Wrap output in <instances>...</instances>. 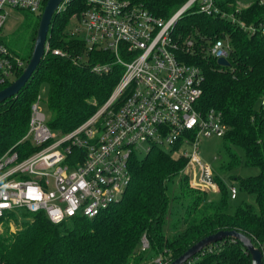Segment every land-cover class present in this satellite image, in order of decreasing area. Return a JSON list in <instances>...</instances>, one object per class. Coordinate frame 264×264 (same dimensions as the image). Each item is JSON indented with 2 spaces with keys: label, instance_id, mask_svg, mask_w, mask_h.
Instances as JSON below:
<instances>
[{
  "label": "trees",
  "instance_id": "obj_1",
  "mask_svg": "<svg viewBox=\"0 0 264 264\" xmlns=\"http://www.w3.org/2000/svg\"><path fill=\"white\" fill-rule=\"evenodd\" d=\"M158 17L168 18L189 0H132ZM240 0H218L220 13L188 10L178 21L175 35H193L195 53L177 50L186 63L201 68L202 112L215 109L227 124L222 137L229 154L226 167L239 166L242 160L232 147L244 152V165L258 169L253 176L238 180L240 191L255 196L258 212L252 205L234 207L229 202L231 189L215 175L220 197L197 189L182 173L187 160L154 147L145 156L130 161L131 182L122 197L94 218L73 217L52 223L44 213L18 210L10 218L21 229L0 232V262L3 264H152L161 256L169 262L193 244L221 230H236L247 235L264 250V109L256 103L264 97V35L249 34L227 15L234 14L248 24L264 23V6L259 0L237 13ZM87 0H72L55 15L48 34L51 43L38 71L17 96L0 104V156L17 149L23 156L35 150L29 141L19 143L30 125L31 104L41 83L49 85L47 121L51 130L67 133L88 120L108 99L117 74L105 75L93 69L96 64L112 63L114 55L106 50L87 54V61H75L84 50L83 43L65 31L67 22L85 9ZM40 17V16H39ZM39 20L28 29V53L17 57L27 65L32 55ZM228 37L232 44L231 66L224 67L206 52L210 37ZM52 48L69 52L65 57L52 54ZM26 67V66H25ZM119 67L115 68V72ZM19 74L22 71L18 72ZM5 84L0 90L7 87ZM236 198V196H235ZM143 234L151 247L140 251ZM189 262V263H188ZM186 264H251V256L236 239L226 238L203 249Z\"/></svg>",
  "mask_w": 264,
  "mask_h": 264
},
{
  "label": "built area",
  "instance_id": "obj_2",
  "mask_svg": "<svg viewBox=\"0 0 264 264\" xmlns=\"http://www.w3.org/2000/svg\"><path fill=\"white\" fill-rule=\"evenodd\" d=\"M47 1L0 0V87L25 66L3 41L7 16L13 9L41 16ZM71 2L65 0L60 11ZM259 4L264 6V0ZM237 5L238 13L250 4ZM193 7L208 15L221 12L218 0H189L168 18L132 0H87L85 9L72 16L81 25L70 35L84 46L73 59L87 61L91 51H109L114 61L93 69L105 75L116 73L117 81L88 120L59 136L47 124L49 116L40 109V96L32 102L29 130L19 143L29 141L35 150L23 156L11 148L0 156V224L18 210L44 213L54 224L77 216L94 218L124 196L132 177L131 159L154 147L169 146L168 151L187 160L182 173L193 187L218 191L214 170L201 158L200 143L203 137L222 138L228 126L215 109H199L203 72L176 54L177 50L195 53L198 48L193 35L183 39L175 35L179 19ZM224 15L249 34L264 35V23L248 24L234 14ZM207 43L209 56L230 62L228 37L213 36ZM52 54L70 55L61 48H52ZM231 192L235 198L237 190L232 187ZM150 247L148 235L143 234L140 251ZM152 264L170 262L159 256Z\"/></svg>",
  "mask_w": 264,
  "mask_h": 264
},
{
  "label": "rangeland",
  "instance_id": "obj_3",
  "mask_svg": "<svg viewBox=\"0 0 264 264\" xmlns=\"http://www.w3.org/2000/svg\"><path fill=\"white\" fill-rule=\"evenodd\" d=\"M253 0H240L239 3L242 7L249 5ZM70 5V4H69ZM238 7V5H237ZM66 8V7H65ZM41 16L39 17L36 14H33L30 11L13 9L10 11L7 16L5 26L2 30L3 41L10 51L14 54H18L21 57H24L28 53V42L30 34L28 29L31 28L38 20L40 21ZM79 22L75 18H71L65 27V31L72 32L77 26H80ZM86 34H82L84 37ZM51 46V43H48ZM86 59V56L83 58ZM24 64L26 62L24 61ZM26 66V65H25ZM24 66V68H25ZM16 70L15 75L11 78L9 85L20 75L18 72L23 71ZM49 85L47 83H41L38 89V95L40 96V109L44 114L48 115L47 112V103L49 98ZM262 103V98L256 103V108L260 109ZM53 134L59 136V131H52ZM165 151L169 150V146H165ZM232 150L236 151L240 156L242 163L239 166L228 168L226 167L227 162L229 161V154L224 146V140L220 137L207 138L203 137L200 143V152L201 158L204 162L210 165L214 170L215 175H217L222 181L223 185L230 190L234 187L237 190L236 198H229V202L234 207H239L244 204H250L253 206L254 210L258 212V206L253 194L242 192L238 186V180L241 178H246L248 176L256 175L259 171L257 168H250L244 165V152L239 147H232ZM146 154L137 155L138 158L145 156ZM210 199H218L220 194L218 191H209ZM10 215H7L0 224V232H6L7 227H9L10 232H15L18 229H21L20 218L18 221L11 219ZM263 250V249H261Z\"/></svg>",
  "mask_w": 264,
  "mask_h": 264
},
{
  "label": "water",
  "instance_id": "obj_4",
  "mask_svg": "<svg viewBox=\"0 0 264 264\" xmlns=\"http://www.w3.org/2000/svg\"><path fill=\"white\" fill-rule=\"evenodd\" d=\"M65 0H48L41 15L35 43L30 60L22 73L7 87L0 90V104L4 101L17 96L25 89L33 75L38 71L42 61L46 55V44L48 34L51 29L54 17L59 13L60 7ZM218 65L229 67L231 63L220 58L217 60ZM226 238H233L238 240L243 247L249 252L251 256V264H263L264 253L258 248L253 241L244 233L236 230H221L215 234L209 235L193 244L183 254L170 262V264H186L193 259L203 249L209 247L211 244L217 243Z\"/></svg>",
  "mask_w": 264,
  "mask_h": 264
}]
</instances>
